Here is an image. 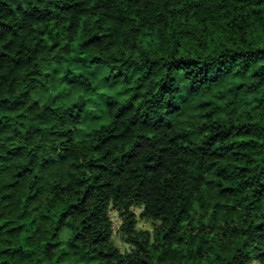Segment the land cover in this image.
Masks as SVG:
<instances>
[{
  "label": "trees",
  "instance_id": "1",
  "mask_svg": "<svg viewBox=\"0 0 264 264\" xmlns=\"http://www.w3.org/2000/svg\"><path fill=\"white\" fill-rule=\"evenodd\" d=\"M0 264H264V0H0Z\"/></svg>",
  "mask_w": 264,
  "mask_h": 264
},
{
  "label": "rangeland",
  "instance_id": "2",
  "mask_svg": "<svg viewBox=\"0 0 264 264\" xmlns=\"http://www.w3.org/2000/svg\"><path fill=\"white\" fill-rule=\"evenodd\" d=\"M71 69L75 73H81L88 76L99 84L98 95L89 96L85 94L81 88L74 87L71 83H66L68 74L67 69ZM43 71L47 73V81L45 88H39L31 93V101L38 102L40 105L45 104L48 100L55 98L58 105L67 106L71 104L78 96L87 97L88 107L94 110L96 116H91L86 119L81 126L80 137L85 135L90 128L98 126L106 119L105 104L108 101H119L122 98L120 87L117 84H107L104 81L106 73L104 71H93V73L85 72L84 69L76 66H65L64 64H46L43 67ZM138 217L137 229L151 232L153 224L139 216V210H134ZM110 218L113 225V243L122 252L128 250V246L125 245L120 239L117 233L118 226L120 224L119 218L113 212H110Z\"/></svg>",
  "mask_w": 264,
  "mask_h": 264
}]
</instances>
